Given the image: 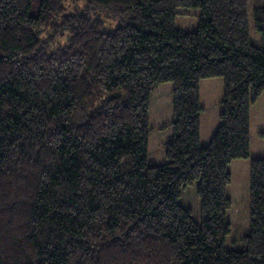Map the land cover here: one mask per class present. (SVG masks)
<instances>
[{
	"label": "trees",
	"instance_id": "1",
	"mask_svg": "<svg viewBox=\"0 0 264 264\" xmlns=\"http://www.w3.org/2000/svg\"><path fill=\"white\" fill-rule=\"evenodd\" d=\"M178 8L199 10L195 30ZM252 17L260 46L248 0H0V264H264V157L250 160L243 249L226 242L227 167L250 158L264 91V7ZM216 77L203 145L200 81ZM167 82L173 117L153 128ZM168 126L167 161L150 164V132ZM195 182L199 220L179 202Z\"/></svg>",
	"mask_w": 264,
	"mask_h": 264
},
{
	"label": "rangeland",
	"instance_id": "2",
	"mask_svg": "<svg viewBox=\"0 0 264 264\" xmlns=\"http://www.w3.org/2000/svg\"><path fill=\"white\" fill-rule=\"evenodd\" d=\"M255 7H264V0H248L250 38L255 46H260L261 36L257 31H255L253 25L252 11ZM198 14V9L178 8V14L175 19V24L182 31H193L197 28ZM100 18L104 21L103 28L108 31L114 29L119 24V21L117 19L106 18L103 15H100ZM60 42H63V40H60ZM218 79H221V86L223 89V80L222 78ZM169 86L172 87L173 84L170 82L163 83L159 86V89L157 90V92H159V94H161V96L164 98L163 106L156 105L155 98L151 97L149 106V123L150 126L153 128L170 121L173 117L171 92L172 89L168 90ZM259 105H264V91L260 95V98L257 103H255L253 106L256 107ZM261 106L260 108L264 111V108H262ZM260 130H263L264 132V125L262 129L260 128ZM172 132L173 130L171 126H168L163 130H154L150 132L148 143V159L150 164H163L167 161L165 158L163 144L171 138ZM262 143L264 146V138L262 140ZM244 181L249 184V170L245 176L241 175L237 180V183L241 185L243 192V196L241 195V197L239 196V198L237 199L238 204H235V206L237 205V210L234 209L228 212V220H230L231 222L232 232L227 237V246L229 248L238 250L243 249V242L241 238L249 231V196L248 191L246 193L244 190L243 186L245 185L242 184L244 183ZM196 184L197 183L195 182L192 186H188L184 190H182L179 202L186 208H190L192 210L193 218L195 220H199L200 209L199 200L196 197Z\"/></svg>",
	"mask_w": 264,
	"mask_h": 264
},
{
	"label": "crops",
	"instance_id": "3",
	"mask_svg": "<svg viewBox=\"0 0 264 264\" xmlns=\"http://www.w3.org/2000/svg\"><path fill=\"white\" fill-rule=\"evenodd\" d=\"M218 78L219 77L207 78L200 81V105L202 107V113L200 116V140L203 145H206L209 142L211 136L219 125V114L222 109L220 101L222 99L223 89L221 86V79ZM159 86L151 97L155 98L156 105L163 106L164 98L159 92H157ZM172 87L169 86L168 90H171ZM257 101L255 103H257ZM254 104L250 107V158L247 160H233L227 167L231 174V182L228 185L227 194L232 202L231 208L228 212L234 209L237 210V205L235 206V204H238L237 199L239 196H243L241 185L237 183L238 178L241 175L245 176L248 173L250 160L252 158L264 157V146L262 143L264 132L263 130H260L264 125V111L260 108L261 105L255 107L253 106ZM261 107L264 108V105ZM154 165L160 164L155 163ZM242 184L245 185L243 187L247 193L249 184H247L246 181ZM227 217L229 219L228 213Z\"/></svg>",
	"mask_w": 264,
	"mask_h": 264
}]
</instances>
